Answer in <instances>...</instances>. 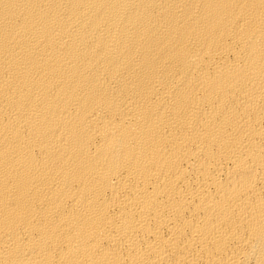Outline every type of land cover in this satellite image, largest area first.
<instances>
[{"label": "bare ground", "instance_id": "bare-ground-1", "mask_svg": "<svg viewBox=\"0 0 264 264\" xmlns=\"http://www.w3.org/2000/svg\"><path fill=\"white\" fill-rule=\"evenodd\" d=\"M0 264H264V0H0Z\"/></svg>", "mask_w": 264, "mask_h": 264}]
</instances>
